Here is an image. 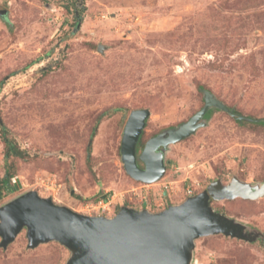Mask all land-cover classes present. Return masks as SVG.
Here are the masks:
<instances>
[{"label": "rangeland", "instance_id": "374dc122", "mask_svg": "<svg viewBox=\"0 0 264 264\" xmlns=\"http://www.w3.org/2000/svg\"><path fill=\"white\" fill-rule=\"evenodd\" d=\"M203 90L260 120L213 107L168 146L162 178L128 176L120 147L130 111L150 110L139 154L199 110ZM0 118L24 152L5 160L0 139V178L9 170L17 185L0 206L35 190L112 217L123 206L159 212L213 180L262 184L264 0H0ZM209 204L255 238L199 236L189 264H264V195ZM71 254L56 240L29 247L23 228L0 246V264H66Z\"/></svg>", "mask_w": 264, "mask_h": 264}, {"label": "water", "instance_id": "95a60500", "mask_svg": "<svg viewBox=\"0 0 264 264\" xmlns=\"http://www.w3.org/2000/svg\"><path fill=\"white\" fill-rule=\"evenodd\" d=\"M203 100V106L188 120L148 138L139 154L137 143L150 110L130 111L120 147L126 174L143 183L162 178L168 146L195 133L213 107L237 120H260L234 112L208 90H203ZM263 195L264 183L253 185L234 177L227 184L213 180L200 193L159 212L123 206L107 217L76 212L30 190L0 206V246L5 248L25 228L29 247L56 240L69 248L72 254L66 264H189L199 236L222 233L245 240L255 238L247 235L241 223L214 211L210 199L254 200Z\"/></svg>", "mask_w": 264, "mask_h": 264}, {"label": "trees", "instance_id": "16d2710c", "mask_svg": "<svg viewBox=\"0 0 264 264\" xmlns=\"http://www.w3.org/2000/svg\"><path fill=\"white\" fill-rule=\"evenodd\" d=\"M210 113H211V109H209L207 111V113L205 114L206 118L209 117ZM237 121L240 122V120H237ZM262 123L264 124V121H262ZM96 127H97V125H95L93 128V131L91 134L92 139L95 136ZM0 139H1L3 146H4V158H5V160H8L10 157H22V156H24V152L19 148V146L15 143V141L9 137L8 130L4 125L1 126ZM138 142H139V147H141L140 141H138ZM89 147H90V145H89ZM89 147H88V150H90ZM139 147H137V151H138ZM12 177H13V174L9 170H6L4 176L2 178H0V200L3 198L4 192L14 190V186L11 182Z\"/></svg>", "mask_w": 264, "mask_h": 264}, {"label": "built area", "instance_id": "2783aa9c", "mask_svg": "<svg viewBox=\"0 0 264 264\" xmlns=\"http://www.w3.org/2000/svg\"><path fill=\"white\" fill-rule=\"evenodd\" d=\"M194 195H195L194 188L193 187L187 188L186 197H191V196H194Z\"/></svg>", "mask_w": 264, "mask_h": 264}, {"label": "flooded vegetation", "instance_id": "af4514ba", "mask_svg": "<svg viewBox=\"0 0 264 264\" xmlns=\"http://www.w3.org/2000/svg\"><path fill=\"white\" fill-rule=\"evenodd\" d=\"M138 164L140 165V167H143L142 163L140 161H138Z\"/></svg>", "mask_w": 264, "mask_h": 264}]
</instances>
